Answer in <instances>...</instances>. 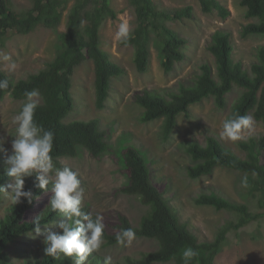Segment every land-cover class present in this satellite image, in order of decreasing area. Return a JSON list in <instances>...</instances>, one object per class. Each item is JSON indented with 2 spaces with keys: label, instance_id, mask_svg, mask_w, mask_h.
<instances>
[{
  "label": "trees",
  "instance_id": "16d2710c",
  "mask_svg": "<svg viewBox=\"0 0 264 264\" xmlns=\"http://www.w3.org/2000/svg\"><path fill=\"white\" fill-rule=\"evenodd\" d=\"M70 1L32 0L31 7L22 11L13 8L10 0H0V44L5 41L6 31L9 29L18 28L21 32L30 33L45 26L57 33V52L46 67L19 81H14L0 69V79L8 78L10 82L8 89L0 90V101L8 94L15 99L24 100L26 90L40 91L43 100L41 107L36 110L35 119L55 133L52 155L57 167L63 166L59 162L60 158L75 157L80 154L81 149L88 150L95 158L113 150L112 144L107 140V133L98 120L65 122L76 106L73 93L76 68L89 59L94 61L96 107L100 110L105 107L113 79L126 72L102 48L101 28L108 19L117 18L111 0H74L67 15L66 29L60 31L63 16L61 9L68 7ZM199 1L205 12L217 10L223 18L231 13L219 0ZM127 4L134 13L135 23L132 38L126 44L135 49L134 62L137 70L142 73L148 70L152 46L157 41L161 64L166 72H171L178 62L186 58L184 48L188 39L174 31L170 22L193 18V7H160L156 0H127ZM240 5L246 8L247 17L256 19L243 26L241 37L264 35V0H240ZM81 21L84 22L83 27ZM208 49L214 57L215 65L203 63L195 82L192 85L183 83L178 92L172 93L170 99L151 90L137 92L135 95V101L144 109L139 118L142 122L164 119L165 139L169 138L177 126L178 116L189 114L192 104L213 98L217 108L224 109L228 95L235 87L242 89V92L227 118L238 113L250 115L264 124V45L258 47L257 61L251 65L250 70L242 62L234 60V45L229 31L214 32ZM237 144L244 156L227 148L212 134H208L205 145L199 141H190L185 145V151L194 161L187 170L189 177L197 179L210 175L218 167L230 169L242 177L247 175L248 187L243 192L256 205V209H252L247 203L231 200L215 191L201 193L195 198L197 204L209 205L218 211L227 210L235 215L234 219L228 220L219 228L214 238L203 241L187 222L182 221L170 199L156 187L145 155L135 147L122 148V160L129 171L128 182L123 189L139 196L147 206V211L137 227H133L128 218L122 217L121 228L131 227L136 231V237L150 238L158 244L155 251L146 253L142 258H130L132 264H184L180 253L187 246L198 252L191 264H214L230 233H238L247 225L264 220V134L250 135L246 140H238ZM2 147L9 150L5 143ZM7 154L8 151H0V185L5 187L11 180L6 174L4 163ZM36 184L35 175L26 177L25 190L31 189L34 194L32 203L29 204L25 198L16 204L12 202L9 212L0 219V264H12L9 248L20 238L34 232L37 216L42 218L40 227H48L54 221L65 218L64 214L51 211L48 206L50 200L45 210L34 219L26 218L27 212L34 209L36 199L51 191V184L47 190L38 188ZM5 193L7 191H0V206L8 201L9 195ZM82 210L90 212L87 207ZM44 248L45 245L42 253L38 251L23 264H73V259L63 254L58 259L47 256ZM103 263L95 252L84 261V264Z\"/></svg>",
  "mask_w": 264,
  "mask_h": 264
},
{
  "label": "rangeland",
  "instance_id": "374dc122",
  "mask_svg": "<svg viewBox=\"0 0 264 264\" xmlns=\"http://www.w3.org/2000/svg\"><path fill=\"white\" fill-rule=\"evenodd\" d=\"M13 8L26 10L32 5V0H10ZM160 7L192 6L193 18L170 22L174 31L188 39L184 48L186 58L176 64L171 72H166L161 64V56L157 41L152 46L151 64L144 73L137 70L134 62L135 49L132 45L122 44L117 38L119 25L127 21L134 26L135 16L128 6L127 0H111L112 8L117 12L116 19H108L101 28L102 48L111 59L125 68V73L112 81L110 95L105 101V107H96L95 93V63L87 60L78 66L73 75V93L76 106L65 119V122L75 120H98L101 128L107 133V140L113 150L100 158L93 157L88 150L81 149L75 157L60 158V164L70 166L76 171L84 189V199L81 207H87L92 215L100 214L104 218V243L98 252L102 263L105 257H111V264H132L130 258L139 259L146 253L155 251L158 244L155 240L136 237L127 246L117 244L116 233L122 228V217L128 218L133 227L140 221L147 206L137 195L129 194L123 187L128 182L129 171L124 166L121 150L124 147H135L145 155L151 169V176L156 187L170 199L182 221L187 222L201 241L212 239L220 227L235 215L227 210H216L209 205H199L195 202L201 193L215 191L231 200L247 203L256 209L255 201L243 192L242 176L230 169L218 167L213 173L193 179L188 175V167L194 163L192 157L185 151V145L190 141H199L205 145L208 134L214 135L227 148L244 156L237 141L221 139L219 132L222 122L228 117L242 89L235 87L228 95L224 109L217 108L213 98L204 99L190 106L189 114H181L177 126L169 138H164V119L147 123L139 118L143 108L135 101L137 92L145 90L159 92L169 99L172 93L178 92L185 83L192 85L201 72V65L209 62L215 65L214 57L208 49L212 35L217 30L231 33L234 45L233 58L242 62L246 69L257 61V49L264 45V35L241 37L243 26L256 21L246 15V8L240 5V0H219L230 10V15L223 18L217 10L205 12L199 0H156ZM61 9L62 23L59 30L66 29L67 15L73 5ZM57 33L52 28L41 26L30 33L15 29L6 31V39L0 44V54H8L11 59H0V69L13 80L27 78L30 74L46 67L57 52ZM14 63L15 69L9 70ZM214 71H215V67ZM41 96V102H42ZM23 99L18 100L10 94L0 101V138L5 140L8 149L14 139L16 125L13 117L18 113ZM244 136L264 134V124L253 118L250 130H244ZM56 165V164H55ZM57 167V165H56ZM8 201L0 206V219L8 212L12 204L11 194ZM52 191L43 193L36 199L34 209L25 215L34 219L48 205ZM67 217L65 216L64 219ZM49 230H56L53 224L41 227L40 234L35 231L22 237L9 248L12 264H23L27 258L42 253L44 236ZM112 237V238H111ZM36 251L34 252V250ZM106 264V261L105 263ZM166 264V263H154ZM214 264H264V220L255 221L239 230L230 233L228 240L222 245Z\"/></svg>",
  "mask_w": 264,
  "mask_h": 264
},
{
  "label": "clouds",
  "instance_id": "9594fccd",
  "mask_svg": "<svg viewBox=\"0 0 264 264\" xmlns=\"http://www.w3.org/2000/svg\"><path fill=\"white\" fill-rule=\"evenodd\" d=\"M83 24L81 21V27ZM132 34L131 25L125 21L119 25L116 35L126 44L132 38ZM0 59L9 61L11 57L8 54H0ZM14 69L15 64L12 63L9 70ZM9 83L8 78L0 79V90L8 89ZM24 97L20 110L13 117L16 127L10 150L3 149L5 140L0 138V151H8L4 163L6 174L11 178L7 187L0 185V191L9 192L14 204L22 202V198L31 204L34 194L31 189L25 190V178L35 175L36 186L42 190H47L51 184L52 195L48 206L52 212L62 213L67 219L52 223L56 230H49L44 236V252L54 259L63 254L72 258L73 264H84L88 256L98 252L104 243V218L100 214L93 218L91 212L82 210L84 189L81 187L79 174L68 165L56 167L52 155L55 133L35 119L36 110L41 107L40 91L26 90ZM252 125V116L236 113L223 120L219 136L221 139L231 141L246 140L244 130H250ZM241 187H248L247 175L242 177ZM41 219V216L36 217L34 229L36 234L41 232ZM135 238L136 231L131 227L121 229L115 237L117 244L122 246L130 245ZM180 255L184 264H191L198 252L187 246L181 250ZM105 261L106 264H111V257H105Z\"/></svg>",
  "mask_w": 264,
  "mask_h": 264
}]
</instances>
